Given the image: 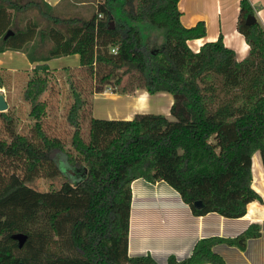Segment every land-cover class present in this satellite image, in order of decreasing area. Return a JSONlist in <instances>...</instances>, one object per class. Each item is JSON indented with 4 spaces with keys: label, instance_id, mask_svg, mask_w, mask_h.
<instances>
[{
    "label": "trees",
    "instance_id": "trees-1",
    "mask_svg": "<svg viewBox=\"0 0 264 264\" xmlns=\"http://www.w3.org/2000/svg\"><path fill=\"white\" fill-rule=\"evenodd\" d=\"M178 3L103 0L99 14L64 17L45 0H0V53L22 51L36 63L24 91L35 119L31 135L19 133L14 117L0 111L7 131L0 138V264H159L150 255H129L132 182L138 178L166 181L195 215L239 218L250 202H263L252 186V158L259 151L264 166V25L247 23L254 7L241 0L238 29L249 55L238 61L221 36L195 52L188 40L205 36L206 24L184 26ZM28 10L46 18V26L29 19L17 28L13 13ZM75 54L95 76L97 92L171 93L170 116H92L85 138L87 101L75 90L67 116L73 150L48 135L40 96L49 82L40 71H49L53 58ZM126 76L134 88L121 85ZM41 177L65 179L58 189L39 190L31 183ZM260 233L251 224L233 238L204 237L189 257L170 256L167 264H222L216 244L245 248ZM18 234L27 237L22 246Z\"/></svg>",
    "mask_w": 264,
    "mask_h": 264
},
{
    "label": "crops",
    "instance_id": "crops-1",
    "mask_svg": "<svg viewBox=\"0 0 264 264\" xmlns=\"http://www.w3.org/2000/svg\"><path fill=\"white\" fill-rule=\"evenodd\" d=\"M45 1L56 8L61 16L70 17L69 15L72 14L70 4L66 3L67 0ZM249 1L254 7L257 21L264 25V0ZM178 7L184 26L192 27L199 21H204L206 24L205 36L188 40V45L193 51H199L205 42L216 41L221 36L225 45L235 51L238 61L244 60L249 55L250 45L238 29L241 0H179ZM14 53L22 54V62L31 65L32 68L36 65L30 62L26 53L22 51H14ZM75 56L79 58L78 54ZM65 58H69V55L53 58L47 63L51 65L50 61L60 60L59 68H61L68 63ZM3 61L0 58V62ZM9 65L10 70L17 69L12 62ZM139 91L147 96L148 104L145 108L134 109L129 103L120 105L118 117L131 119L139 112H156L170 116L174 102L171 93L151 94L144 89H138L135 94L110 93L100 97L110 101L112 107H119L113 104L126 98L130 100L136 98ZM97 96L98 94L95 97ZM153 103L157 105L158 110L156 107L152 108ZM252 173V186L262 196L263 202L259 200L250 202L246 214L239 218L226 217L217 212L195 215L180 193L166 181L152 183L144 178L134 180L129 255H150L157 263L167 264L170 256H175L178 260L189 257L201 238L213 236L233 238L248 229L251 224H258L260 235L249 238L245 248L221 242L213 249L223 258L222 264H264V166L259 151L255 152L252 158Z\"/></svg>",
    "mask_w": 264,
    "mask_h": 264
},
{
    "label": "rangeland",
    "instance_id": "rangeland-1",
    "mask_svg": "<svg viewBox=\"0 0 264 264\" xmlns=\"http://www.w3.org/2000/svg\"><path fill=\"white\" fill-rule=\"evenodd\" d=\"M26 1V0H23ZM70 4V10L72 12L70 17H90L94 13H98L100 2L103 0H67ZM68 4L65 6L67 7ZM13 12V11H12ZM16 27L20 28L25 26V23L31 19L38 21L40 27H45L47 19L43 18L36 10H28L26 12L16 13ZM65 16V15H62ZM15 16H13L14 19ZM113 24L115 23L114 20ZM154 34H160L158 32H152ZM153 37H162L153 36ZM161 41H158L160 43ZM50 46V41L46 47ZM12 57V58H11ZM22 54H15L14 51H8L6 54L0 53V58L4 61L0 62V74L3 77L2 91L5 95L7 103L9 105L6 110L7 113L12 115L15 120L16 130L21 134L31 135L34 127L35 119L30 115L32 105L24 97V91L27 86L28 79L33 75L34 67L22 62ZM79 58L75 55H69V58H65L68 62L67 65L59 68L60 60L50 61L49 71H40L42 75L48 78L49 85L47 89L40 96L42 102L45 103V114L43 115V126L48 135L62 138L66 146L73 150L71 146V137L74 131L67 120L68 112L71 105L74 102V91L79 90L86 98L87 104L82 110L81 121H82V133L85 138L89 136V120L92 116L98 118H122L118 117V111L121 110V106L112 107V103L107 101L104 94L113 93L112 87L105 88L102 92L96 91L95 76L90 71L80 66L78 63ZM64 60V58H63ZM65 61V62H66ZM12 62L17 69L10 70L9 63ZM27 64V67L25 66ZM36 64V63H35ZM34 65V64H33ZM122 86L125 85L128 89L134 88L137 83L130 81L126 76L123 80ZM120 86H116L119 89ZM141 89V88H138ZM128 90V93L119 94H135L138 90ZM96 94H98L97 97ZM106 99V100H105ZM157 109V105L153 103L152 108ZM158 110V109H157ZM118 112L117 114H115ZM7 134L5 131V123L2 116L0 115V138H4ZM64 177H60L54 180L41 177L37 178L32 182V186L39 190H52L58 189L61 183L64 181Z\"/></svg>",
    "mask_w": 264,
    "mask_h": 264
},
{
    "label": "water",
    "instance_id": "water-1",
    "mask_svg": "<svg viewBox=\"0 0 264 264\" xmlns=\"http://www.w3.org/2000/svg\"><path fill=\"white\" fill-rule=\"evenodd\" d=\"M257 21V17L254 15V14H252V15H249L248 17H247V23L248 24H251V23H254V22H256ZM111 23H112V25H114L113 24V21H111ZM11 34H13V30H9L7 33H6V35H5V37H8L9 35H11ZM8 107H9V105H8V103H7V100H6V98H5V95L3 94V91H2V89L0 88V111H6L7 109H8ZM195 205L196 206H198V207H201V206H203V203H202V201H196L195 202ZM16 238L19 240V242H20V246H22L23 244H24V242L26 241V235H23V234H18V235H16Z\"/></svg>",
    "mask_w": 264,
    "mask_h": 264
},
{
    "label": "bare ground",
    "instance_id": "bare-ground-1",
    "mask_svg": "<svg viewBox=\"0 0 264 264\" xmlns=\"http://www.w3.org/2000/svg\"><path fill=\"white\" fill-rule=\"evenodd\" d=\"M128 103L134 109H143L148 104V99L147 96L142 91H139V94L136 98H133L131 100L126 98V100L116 101L113 105L114 106L125 105ZM115 114H117V112Z\"/></svg>",
    "mask_w": 264,
    "mask_h": 264
},
{
    "label": "built area",
    "instance_id": "built-area-1",
    "mask_svg": "<svg viewBox=\"0 0 264 264\" xmlns=\"http://www.w3.org/2000/svg\"><path fill=\"white\" fill-rule=\"evenodd\" d=\"M101 15V14H100ZM113 51H116V49L114 48V49H112Z\"/></svg>",
    "mask_w": 264,
    "mask_h": 264
}]
</instances>
